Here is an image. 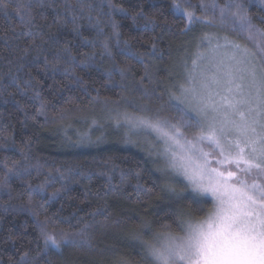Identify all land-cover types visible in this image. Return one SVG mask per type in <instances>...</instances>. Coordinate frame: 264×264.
<instances>
[{"label": "trees", "instance_id": "16d2710c", "mask_svg": "<svg viewBox=\"0 0 264 264\" xmlns=\"http://www.w3.org/2000/svg\"><path fill=\"white\" fill-rule=\"evenodd\" d=\"M234 2L264 32L260 0H0V264H150L141 240L204 218L210 201L104 120L173 112L203 37L247 45L220 15Z\"/></svg>", "mask_w": 264, "mask_h": 264}, {"label": "snow or ice", "instance_id": "6c2138e0", "mask_svg": "<svg viewBox=\"0 0 264 264\" xmlns=\"http://www.w3.org/2000/svg\"><path fill=\"white\" fill-rule=\"evenodd\" d=\"M260 2L264 4V0ZM185 14L192 19L190 13ZM220 15L222 19H231L239 30L252 33L254 25L244 5L229 3L220 8ZM228 61L221 65L229 95L221 97L219 107L213 100L211 88L212 84L220 83L214 74L201 83L200 92L194 87L185 90V94L198 96L196 116L185 107L184 116L176 123L128 113L123 115L122 121H117L118 126L126 124L130 132L144 130L154 134L162 142L160 155L166 168L182 176L186 187L196 196L210 197L212 201V208L203 219L181 223L183 235L157 233L154 242L141 240L150 264H264V183L257 182L264 179V125L261 133L255 135L257 121L247 120L242 111V105L249 103V98L264 105V70L258 78L255 67L250 66L246 58H237L235 53ZM246 77L250 78L248 87L255 90L254 96L249 91L245 97L241 91L244 85L240 82ZM178 102L185 103L184 100ZM230 115L238 116L239 120L230 119ZM184 128L197 129L193 139H188L182 131ZM228 132L234 133L233 139L228 138ZM204 144L210 146L209 151H205ZM170 191L175 189L170 187ZM84 231L81 229V234ZM75 235L65 233L61 239L74 243ZM49 242L60 247L51 235L46 239V243Z\"/></svg>", "mask_w": 264, "mask_h": 264}, {"label": "rangeland", "instance_id": "374dc122", "mask_svg": "<svg viewBox=\"0 0 264 264\" xmlns=\"http://www.w3.org/2000/svg\"><path fill=\"white\" fill-rule=\"evenodd\" d=\"M189 22L191 24L194 23L193 17L191 20H189ZM234 26L237 28L235 24ZM239 31L242 33L245 40L247 41V45L245 46L243 44L236 43L235 41L217 35H213L212 37L206 36L199 40L198 47L193 54L191 64H189V66L185 65L183 68L185 85L179 88L178 98L171 97L173 100V104L171 103V101L170 103L173 112H171L169 108L156 109L154 107L148 108V106L145 108H142L141 106L139 107L134 106V109L141 111L142 113L145 114L133 115L129 113V115L134 117H152V118L167 119L173 123H176L180 121L182 116H184V113H182L181 110L187 107L188 109L192 110L191 115L196 116L195 109L198 107V96L193 93L185 94V90L194 87L197 90V92H200L201 83L205 81L206 78L209 79L212 78L214 74H215V78L218 79L220 83L212 84L211 88L213 91V100L216 102L217 106L219 107V105L222 103L221 97L225 95H229L226 92V88L228 87V85L225 83L226 78L222 75L224 68L221 65V62L227 64L229 62L228 57L233 55L234 53L236 54L237 58H241V57L246 58L248 64L250 66L255 67L257 77L259 78V76L262 73V70H264V32L262 29L255 27L253 28L251 34L247 31H242V30ZM234 45L239 47L235 48L233 47ZM249 82H250V78L248 77H246L245 80L240 82L244 85L241 91L243 92L245 97H248L249 91L253 92V96L255 93L254 89H250L248 87ZM216 93H218V95ZM232 95H235V93H232ZM154 96L158 97L157 94L156 95L154 94ZM148 99L152 100L153 98L149 97ZM249 99H250L249 103L242 105V111L244 112L247 120L252 121L254 119L255 121H257V123L254 125L256 129L255 135H259L262 131L261 126L264 125V105H259L258 102L253 98H249ZM179 100H184L185 103L180 104L178 102ZM130 106L131 108H133L132 105ZM223 110L224 109H222V111ZM174 111L177 114L181 115V117L178 118L179 120L176 119L177 116L174 114ZM116 118L117 120L120 121L123 120V117L121 118L116 117ZM229 118L239 120L238 116L230 115ZM110 120H112V122ZM117 120H115V118H107L104 120V123L106 126L108 124L111 125L114 128V130L117 131L119 135H121L120 137L126 139V141L133 143L136 142V144L142 146L143 148L149 149V150L146 149L148 151V155H151L154 158V160L159 159L161 162H163L164 167L162 172L170 174L171 177L174 178L177 183L185 182L187 184V182L184 180L182 176H177L170 169L166 168L164 158L163 156L160 155V153L163 152L162 142L158 141L155 138L154 134L144 130L130 132L126 124L120 123L118 126ZM182 131L185 132L188 139H193L194 134L197 132V129L184 128L182 129ZM228 138L233 139L234 133L228 132ZM80 139H82V141L84 140L88 141L89 137L87 138L80 136ZM202 146L204 147L205 151L210 150L209 145L204 144ZM213 155L215 156L216 154L213 153ZM214 162L215 161L213 160V163ZM227 167H233V166L227 165ZM238 175H240V173H238ZM248 179L251 180V177L249 176ZM257 182L264 183V179L259 180ZM202 198L207 199L212 204L210 197H202ZM152 241L154 242L153 239Z\"/></svg>", "mask_w": 264, "mask_h": 264}]
</instances>
